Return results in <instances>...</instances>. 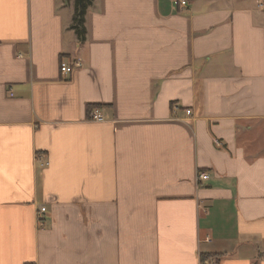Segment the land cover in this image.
<instances>
[{
  "label": "crops",
  "instance_id": "0c3cea01",
  "mask_svg": "<svg viewBox=\"0 0 264 264\" xmlns=\"http://www.w3.org/2000/svg\"><path fill=\"white\" fill-rule=\"evenodd\" d=\"M75 4L0 0V264H264V0Z\"/></svg>",
  "mask_w": 264,
  "mask_h": 264
},
{
  "label": "built area",
  "instance_id": "2783aa9c",
  "mask_svg": "<svg viewBox=\"0 0 264 264\" xmlns=\"http://www.w3.org/2000/svg\"><path fill=\"white\" fill-rule=\"evenodd\" d=\"M177 3L179 4L180 8H186L187 6V0H176ZM82 67V64L81 62L79 61H76L73 65H68L64 62H61L60 64V73L61 75H63L64 77L70 75L71 73H73L76 69H79ZM186 114L187 116H190L191 115V111L188 110L186 111ZM90 120L92 122H97V123H101L104 121L103 119V116L101 114V112L99 110H93L91 112V115H90ZM217 145H220V143L217 141L216 142ZM208 174L206 173H200L199 176H198V180L199 181H206L208 180ZM46 214V208L42 207L38 210V213H37V222L39 224V227L43 228L44 227V216ZM203 264H217V263H213V262H206V263H203Z\"/></svg>",
  "mask_w": 264,
  "mask_h": 264
},
{
  "label": "trees",
  "instance_id": "16d2710c",
  "mask_svg": "<svg viewBox=\"0 0 264 264\" xmlns=\"http://www.w3.org/2000/svg\"><path fill=\"white\" fill-rule=\"evenodd\" d=\"M91 0H76L75 4V12H74V18H73V25L72 29L76 32L78 38L81 41L85 40V15L88 9V6L90 5ZM206 256H201V261L205 262Z\"/></svg>",
  "mask_w": 264,
  "mask_h": 264
},
{
  "label": "rangeland",
  "instance_id": "374dc122",
  "mask_svg": "<svg viewBox=\"0 0 264 264\" xmlns=\"http://www.w3.org/2000/svg\"><path fill=\"white\" fill-rule=\"evenodd\" d=\"M75 11V10H74Z\"/></svg>",
  "mask_w": 264,
  "mask_h": 264
}]
</instances>
